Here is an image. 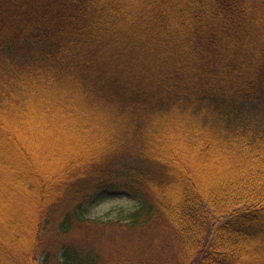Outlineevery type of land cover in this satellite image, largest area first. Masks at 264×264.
I'll use <instances>...</instances> for the list:
<instances>
[{"label":"trees","instance_id":"1","mask_svg":"<svg viewBox=\"0 0 264 264\" xmlns=\"http://www.w3.org/2000/svg\"><path fill=\"white\" fill-rule=\"evenodd\" d=\"M0 264H264V0H0Z\"/></svg>","mask_w":264,"mask_h":264},{"label":"rangeland","instance_id":"2","mask_svg":"<svg viewBox=\"0 0 264 264\" xmlns=\"http://www.w3.org/2000/svg\"><path fill=\"white\" fill-rule=\"evenodd\" d=\"M137 207L138 201L129 193L104 191L84 207L82 216L89 219H115ZM211 219H214L215 225L224 222L222 218L214 216Z\"/></svg>","mask_w":264,"mask_h":264}]
</instances>
